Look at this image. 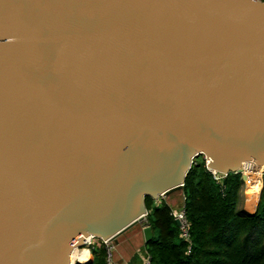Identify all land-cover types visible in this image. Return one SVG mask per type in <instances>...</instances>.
Here are the masks:
<instances>
[{
	"label": "water",
	"instance_id": "95a60500",
	"mask_svg": "<svg viewBox=\"0 0 264 264\" xmlns=\"http://www.w3.org/2000/svg\"><path fill=\"white\" fill-rule=\"evenodd\" d=\"M198 155L264 166V0H0V264L117 242Z\"/></svg>",
	"mask_w": 264,
	"mask_h": 264
},
{
	"label": "trees",
	"instance_id": "16d2710c",
	"mask_svg": "<svg viewBox=\"0 0 264 264\" xmlns=\"http://www.w3.org/2000/svg\"><path fill=\"white\" fill-rule=\"evenodd\" d=\"M240 180V174L229 173L221 186L205 169L203 155L195 157L182 189L174 191L185 196L190 249L179 238L171 206L164 199L170 193L158 204L151 197L145 199L146 224L153 237L142 251L157 264H264V189L253 212L237 208ZM91 255V264H106L103 245L93 247ZM131 261L141 264L139 254Z\"/></svg>",
	"mask_w": 264,
	"mask_h": 264
},
{
	"label": "built area",
	"instance_id": "2783aa9c",
	"mask_svg": "<svg viewBox=\"0 0 264 264\" xmlns=\"http://www.w3.org/2000/svg\"><path fill=\"white\" fill-rule=\"evenodd\" d=\"M203 159H204L205 169L211 174L214 181H216L221 186H223V179L228 174H226V173L221 174L217 170L210 168L208 166L209 161H207V157L204 155H203ZM193 161H194V159H193ZM242 165H243V169H241V172L238 174H240L241 176L245 175V177H247V181L246 180L243 181L245 184V192H246L245 197L247 198L248 189H250V187L248 188V186L254 185L255 189H256V191L253 192L254 193L253 195L255 196L254 207L256 208V206L258 205V203L261 199V193L264 189V168L261 169L260 171H258L259 165L253 160L243 162ZM254 175H255V178H254ZM164 196L165 195H159V197L154 200V203L158 204ZM184 199H185V196L183 195L182 202H181L179 208L178 209H171V215L174 217L175 220H178L180 223V225L178 226L179 238L181 240L187 242L188 243L187 247H188V249H190V246H191V239H190V234H189L190 223H189V220H188L187 215H186ZM246 208H247V206H246ZM145 222H147V216H146ZM83 245H85V247H83V248H82V246L81 247L76 246L74 248L79 249L81 251L87 250L86 257H84L83 259H77L76 258L75 260L71 261L70 264H76V262L83 263V262L90 260L91 259V249L95 246H101V245H103L105 248L106 264H117L115 262V259H114V252H115L116 246H115V243L113 241L102 240V239L94 238L91 236V237H89L88 240L84 239ZM138 254H139V257L141 260V264H157L151 260L150 255L147 254L146 252L141 253V251H140V252H138Z\"/></svg>",
	"mask_w": 264,
	"mask_h": 264
},
{
	"label": "crops",
	"instance_id": "0c3cea01",
	"mask_svg": "<svg viewBox=\"0 0 264 264\" xmlns=\"http://www.w3.org/2000/svg\"><path fill=\"white\" fill-rule=\"evenodd\" d=\"M176 193H177L178 197L176 195L172 194V195L166 196L164 198L167 201V203H171V202L177 203V200H179L178 198H180V203H181L183 193L181 191H178ZM145 224L146 223L143 222L142 225L141 224L137 225L136 230L138 231V234L136 236H132L134 238V240H132L133 238L130 240L129 237L125 238L124 234H126V232L117 238V242H115V246H116L115 248L116 249H115V253H114V259H115V262L117 264H132V262H133V261H131L132 257L135 254H138V252L141 251V248L144 247L145 241H144L143 234H142V227ZM121 238H123V239H121ZM139 247H141L140 250L139 251L136 250ZM140 262H141V260H140ZM136 263H139V261L135 262V264Z\"/></svg>",
	"mask_w": 264,
	"mask_h": 264
},
{
	"label": "rangeland",
	"instance_id": "374dc122",
	"mask_svg": "<svg viewBox=\"0 0 264 264\" xmlns=\"http://www.w3.org/2000/svg\"><path fill=\"white\" fill-rule=\"evenodd\" d=\"M176 195L177 196V193L176 192H173V193H171V195ZM245 194H246V192H245V184H244V182H243V180H240L239 181V190H238V199H237V208H244V209H246L247 211H249V212H253L254 210H255V207L254 206H252V205H254L255 204V196L254 195H249L248 196V194H247V198L245 197ZM178 197V196H177ZM179 200H177V203H169L170 204V206H171V209H178L179 208V206H180V198H178ZM182 201V200H181ZM247 201V202H246ZM247 203H249V205L251 206V207H245V206H247L246 204ZM146 223V222H145ZM137 229V225L136 226H134V227H132L130 230H128L127 232H126V234H124V237L125 238H127V237H129V239L131 240L133 237L132 236H136L137 234H138V231L136 230ZM123 237V236H122ZM121 239H123V238H121ZM132 240H134V238L132 239ZM83 247H85V245H82V248ZM140 248L141 247H139V248H137L136 250H140ZM116 249V248H115ZM142 249H144L143 247L141 248V253L142 252H144V251H142ZM135 250V251H136ZM137 251V252H138ZM115 253V252H114ZM74 257L76 258V253H75V255H74ZM91 259H92V255H91Z\"/></svg>",
	"mask_w": 264,
	"mask_h": 264
},
{
	"label": "bare ground",
	"instance_id": "6f19581e",
	"mask_svg": "<svg viewBox=\"0 0 264 264\" xmlns=\"http://www.w3.org/2000/svg\"><path fill=\"white\" fill-rule=\"evenodd\" d=\"M264 168V166H259V168H258V171H260L261 169H263ZM240 169H243V165H241V167H240ZM254 178H255V175H254ZM245 180L247 181V177H245ZM250 187V189H248V196L249 195H253L254 193L253 192H255L256 191V189H255V186L254 185H251V186H248V188ZM252 206H254V205H252ZM88 240L89 239V237H86L85 238V240ZM75 253H76V258L77 259H83L84 257H86V254H87V250H79V249H76V248H73V250H72V252H71V254H70V260L71 261H73V260H75L76 258L74 257V255H75Z\"/></svg>",
	"mask_w": 264,
	"mask_h": 264
}]
</instances>
